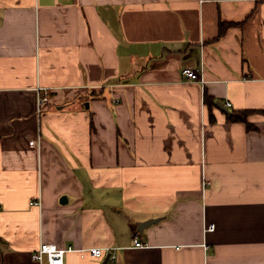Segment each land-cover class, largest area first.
I'll list each match as a JSON object with an SVG mask.
<instances>
[{"label": "crops", "instance_id": "1", "mask_svg": "<svg viewBox=\"0 0 264 264\" xmlns=\"http://www.w3.org/2000/svg\"><path fill=\"white\" fill-rule=\"evenodd\" d=\"M41 244L264 264V0H0V264Z\"/></svg>", "mask_w": 264, "mask_h": 264}, {"label": "built area", "instance_id": "2", "mask_svg": "<svg viewBox=\"0 0 264 264\" xmlns=\"http://www.w3.org/2000/svg\"><path fill=\"white\" fill-rule=\"evenodd\" d=\"M182 75L190 82H196L199 84H204V81L201 79L198 70L194 71L191 69H184L182 71ZM36 100V108H37V116L40 118L43 109L45 106L50 102V92L47 89L39 88ZM227 107H230L227 104ZM35 142H31L30 145L33 146ZM31 206H38L37 202H33L30 204ZM214 230V226L210 225L206 228L205 232H212ZM135 238V247L136 248H143L140 242L136 241ZM73 249L69 248L67 250H60L53 244H41L39 249L34 252L31 256L32 261L42 264H63L65 254L68 252H72ZM84 253L89 254V256L93 259H102L107 257L111 262H114L116 259L115 250L114 249H106V250H99V249H89L87 251L81 252V255Z\"/></svg>", "mask_w": 264, "mask_h": 264}, {"label": "trees", "instance_id": "3", "mask_svg": "<svg viewBox=\"0 0 264 264\" xmlns=\"http://www.w3.org/2000/svg\"><path fill=\"white\" fill-rule=\"evenodd\" d=\"M233 25H226L224 26L225 28L231 27ZM205 101L207 104L212 103L211 100L208 98H205ZM248 114L246 112L243 113H233L228 117V122L229 123H243L247 126V129H251L246 121Z\"/></svg>", "mask_w": 264, "mask_h": 264}, {"label": "water", "instance_id": "4", "mask_svg": "<svg viewBox=\"0 0 264 264\" xmlns=\"http://www.w3.org/2000/svg\"><path fill=\"white\" fill-rule=\"evenodd\" d=\"M225 111H226V110H225ZM61 203H62V204H65V203H66V199L63 198V199L61 200ZM156 222H157V221H148V222H145V223L140 224L139 227H138V232L141 233V232L143 231V229H145V228H147V227H149V226L155 224Z\"/></svg>", "mask_w": 264, "mask_h": 264}]
</instances>
